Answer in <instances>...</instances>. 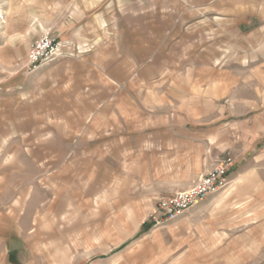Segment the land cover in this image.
Listing matches in <instances>:
<instances>
[{
  "label": "rangeland",
  "instance_id": "rangeland-1",
  "mask_svg": "<svg viewBox=\"0 0 264 264\" xmlns=\"http://www.w3.org/2000/svg\"><path fill=\"white\" fill-rule=\"evenodd\" d=\"M0 23L4 211L18 198L21 230L36 234L16 260L264 264V0H0ZM42 35L54 54L28 72ZM182 111L238 125L252 149L215 208L156 224L107 143L115 121ZM94 145L98 185L78 174Z\"/></svg>",
  "mask_w": 264,
  "mask_h": 264
},
{
  "label": "crops",
  "instance_id": "crops-1",
  "mask_svg": "<svg viewBox=\"0 0 264 264\" xmlns=\"http://www.w3.org/2000/svg\"><path fill=\"white\" fill-rule=\"evenodd\" d=\"M191 114L182 111L171 118L115 121L114 127L124 128L110 132L117 137L111 140L109 138L107 154L109 158H113L116 166L113 173L123 175L120 178L123 191L127 194L130 185L131 190L139 192L138 205L154 207L159 198L188 189L197 178L209 172L227 151L234 160L229 177L236 163H242L240 159L246 153L245 149L247 153L252 149L249 138L247 147L243 146L245 138L243 131L238 130V125L230 129L228 123L221 121V118L207 119L202 118L203 115H197L198 113ZM238 145H242V151H239ZM97 146H93L94 151H90L89 155L77 152V157L81 159V171L78 174L90 175L88 179L95 181L96 185L99 181V161L104 157L101 149H98L100 146ZM241 153L242 157L238 158ZM84 157L87 159L85 162ZM65 174L68 175L67 171L62 175ZM83 179L84 177L82 181ZM120 179L118 177L116 181L120 182ZM5 190L9 189L5 187L3 174H0V264H21L16 260V255L20 251L21 255L28 249V238L35 237L36 234L35 231L21 230L17 213L20 205L18 198L8 199L6 205L9 209L4 211ZM218 202L219 194L212 195L187 213L191 215L207 212L215 208ZM84 236L82 229L78 237L82 240Z\"/></svg>",
  "mask_w": 264,
  "mask_h": 264
},
{
  "label": "built area",
  "instance_id": "built-area-1",
  "mask_svg": "<svg viewBox=\"0 0 264 264\" xmlns=\"http://www.w3.org/2000/svg\"><path fill=\"white\" fill-rule=\"evenodd\" d=\"M54 47V42L48 35L35 39L28 49L26 70L32 72L45 65L53 56ZM233 164V158L227 154L209 172L197 178L188 189L159 198L149 213V219L156 224L175 221L195 205L218 194L227 186L228 173Z\"/></svg>",
  "mask_w": 264,
  "mask_h": 264
},
{
  "label": "bare ground",
  "instance_id": "bare-ground-1",
  "mask_svg": "<svg viewBox=\"0 0 264 264\" xmlns=\"http://www.w3.org/2000/svg\"><path fill=\"white\" fill-rule=\"evenodd\" d=\"M0 24H2V23H0Z\"/></svg>",
  "mask_w": 264,
  "mask_h": 264
}]
</instances>
